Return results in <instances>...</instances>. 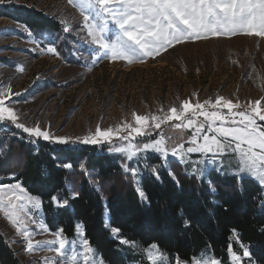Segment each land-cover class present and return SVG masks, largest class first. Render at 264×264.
Masks as SVG:
<instances>
[{
  "label": "rangeland",
  "instance_id": "374dc122",
  "mask_svg": "<svg viewBox=\"0 0 264 264\" xmlns=\"http://www.w3.org/2000/svg\"><path fill=\"white\" fill-rule=\"evenodd\" d=\"M11 6L40 11L55 18L62 27L61 34L35 32L20 23L0 18V91L11 88L13 95L8 102L20 117L19 122L28 127L39 126L54 136L75 140L94 133L98 127L115 130L125 123L138 126L134 115H140L149 117L148 134L136 136L133 143L152 142L164 135L171 138L169 148L179 143L188 147L193 129L175 128L176 124L182 123L180 121H170L157 129L150 117L170 114L173 107L180 110L185 101L195 105L206 100L214 102L218 97L240 104L241 107L235 111L248 112L256 101L261 102L260 108L264 110V38L241 34L212 37L177 44L142 63H128L122 59H102L93 63L98 54L97 46L90 43L79 9L69 0H4L0 3L1 9ZM65 27L69 31H63ZM49 46H55L58 55L48 53L46 49ZM21 68L23 71H20ZM206 108L217 110L208 105ZM222 111L227 113L228 110L224 108ZM197 119L203 121L202 116ZM258 124L264 126V122L258 121ZM120 135L125 136L127 132ZM124 143L127 142L114 137L112 144L102 142L93 146L105 147L110 153L120 154L115 148ZM149 154L154 153L141 155L148 157ZM168 159L178 161L171 155ZM187 159L188 163L178 162L186 165L190 174L197 167L196 162L205 161L199 165L204 170L203 178H199L201 180L208 178L210 173L222 175L213 169L210 156L194 153L189 154ZM221 159L225 165L234 166L238 158L233 159L230 155L217 157L218 161ZM145 160L133 159L128 165L129 168H138L135 181L139 182L136 186L140 188ZM3 180L0 179V185L5 184ZM91 180L97 186L93 177ZM32 212L40 223L46 225L43 206L38 210L32 209ZM104 219L110 231L112 227L107 208ZM78 225L84 236L77 237L76 226L73 236L64 233L68 240L79 242L85 238L83 225ZM29 230L36 233L34 240L53 238L50 234L41 233L37 224L29 222ZM0 234L22 264H45L46 258L49 264L53 261L66 264L65 259L54 252L37 250L28 253L24 239L3 212H0ZM111 237L117 239L112 233ZM235 242L238 250L231 247L232 250L241 256V264H247L251 257H243L242 243L237 236ZM121 246L120 252L127 258L128 264H151L143 250L147 247ZM92 248L98 262L108 264ZM205 254L215 257L207 247L189 261L190 264ZM215 258L220 264H231L229 252L225 259Z\"/></svg>",
  "mask_w": 264,
  "mask_h": 264
},
{
  "label": "snow or ice",
  "instance_id": "6c2138e0",
  "mask_svg": "<svg viewBox=\"0 0 264 264\" xmlns=\"http://www.w3.org/2000/svg\"><path fill=\"white\" fill-rule=\"evenodd\" d=\"M0 3H4V0H0ZM69 3L79 9L87 37H90L91 44L97 46L98 54L93 63L102 59L142 63L147 58H154L177 44L212 37L241 34L264 38V0H69ZM63 31L67 32L69 29L65 27ZM28 34L31 35V32ZM46 51L58 55L55 46L47 47ZM12 95L10 87L0 91V128L6 126L4 122H8L30 138H42L60 145L74 143L98 145L102 142L112 144L115 137L127 142L115 148V151L127 160L146 159L141 154L152 152L164 161L165 167L169 155L182 164L189 162L187 159L189 154L210 156L214 170L235 178L237 191L241 193L244 191L246 179L254 180L258 187V199L264 202V126L258 124V121L264 122V110L260 108V101H256L248 112L235 111L241 105L224 97H218L214 102L211 100L197 102L195 105L185 101L180 110L173 107L170 114L162 117L151 116L150 119L157 129L170 121H180L182 123L176 124L175 128L194 130L188 141L190 146L185 147L183 143H179L169 148L168 142L171 138L164 135L152 142H132L136 136L148 134L149 117L140 115H134L135 124L138 126L125 123L115 130L112 128L101 130L98 127L94 133L75 140L54 136L39 126L28 127L19 122L20 117L8 102ZM206 105L217 110L209 111ZM224 108L228 110L227 113L222 111ZM188 113H191V117H188ZM200 116L203 117L202 122L197 119ZM121 132H127V135L121 136ZM226 155L233 159L238 158L237 163L234 166L225 165L223 159L217 160V157ZM196 163L197 167L192 174L203 178L204 170L199 165L205 161ZM57 166L69 170L74 167L71 162H61ZM79 167L86 170L83 163ZM230 169L234 170L230 172ZM124 171L130 172L133 179L138 175V168H129L125 165ZM151 171L156 179H160L156 168H152ZM169 175L176 180L174 173L169 172ZM176 183L178 185L179 181L176 180ZM208 187L211 192L216 191L210 180ZM137 192L140 199L146 202L147 196L139 186ZM78 195L72 193L74 198ZM51 200L57 207H66L69 203L67 198L57 199L56 196L51 197ZM41 206L42 200L29 194L20 183L0 185V212L4 213L24 239L28 253L47 250L63 257L66 264H102L98 262L95 250L88 239L82 238L79 242L68 240L62 228L51 232L45 224L40 223L32 209L38 210ZM261 207L264 208V203ZM29 222L37 224L41 233L50 234L53 238L44 241L34 240L36 233L29 230ZM110 231L120 244L132 248L139 247L135 241L120 237V229L112 228ZM261 231L264 232V229ZM232 232L238 238L237 231L233 229ZM83 236L80 225H77V237ZM241 247L243 257L250 258L248 246L242 244ZM143 250L151 264H190L189 261H182L178 255L169 258L168 253L154 243ZM228 251L231 264H241V256L237 255L231 246ZM45 264H49L47 258ZM52 264L57 262L53 261ZM192 264L220 262L215 257L205 254ZM247 264H253L252 260L249 259Z\"/></svg>",
  "mask_w": 264,
  "mask_h": 264
},
{
  "label": "trees",
  "instance_id": "16d2710c",
  "mask_svg": "<svg viewBox=\"0 0 264 264\" xmlns=\"http://www.w3.org/2000/svg\"><path fill=\"white\" fill-rule=\"evenodd\" d=\"M0 18L35 32L62 33L55 18L26 7L0 8ZM4 124L0 128V179L5 184L19 182L29 194L42 200L50 230L62 228L66 235L73 236L76 226L82 224L85 238L108 264L128 261L120 252L118 239L112 238L105 226L106 208L110 225L120 229V237L145 247L157 244L182 261H191L207 247L215 257L225 259L229 246L238 250L232 232L235 229L240 242L249 247L251 259L264 264V202L258 199L253 180L244 181L241 193L233 176L210 173L201 180L190 174L186 165L168 159L165 167L158 155L149 154L140 177L145 202L131 173L124 171V166L131 164L122 154L110 153L105 147L60 145L30 138L10 123ZM61 162H71L74 167H58ZM81 163L86 170L80 169ZM152 168L159 172L160 179H156ZM169 172L175 174L178 185ZM209 180L215 192L209 190ZM72 193L79 195L74 198ZM53 196L67 198L68 206L57 207L51 200ZM0 264H22L1 234Z\"/></svg>",
  "mask_w": 264,
  "mask_h": 264
},
{
  "label": "built area",
  "instance_id": "2783aa9c",
  "mask_svg": "<svg viewBox=\"0 0 264 264\" xmlns=\"http://www.w3.org/2000/svg\"><path fill=\"white\" fill-rule=\"evenodd\" d=\"M201 121H202V119H201Z\"/></svg>",
  "mask_w": 264,
  "mask_h": 264
}]
</instances>
